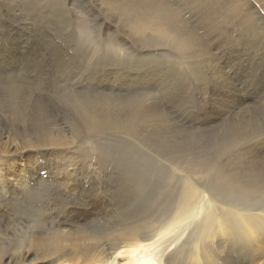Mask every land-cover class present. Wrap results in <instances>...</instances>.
Returning a JSON list of instances; mask_svg holds the SVG:
<instances>
[{
	"label": "rangeland",
	"instance_id": "1",
	"mask_svg": "<svg viewBox=\"0 0 264 264\" xmlns=\"http://www.w3.org/2000/svg\"><path fill=\"white\" fill-rule=\"evenodd\" d=\"M91 5V0H0V131L24 130L27 141L14 147L4 134L0 170L12 184L32 180L27 201L10 186L0 192V203L11 211L16 206L21 226L29 217L31 232L48 218L65 219L76 205L77 220L101 232L143 213L158 226L182 203L187 182L250 214L264 212V48L258 46L263 58L255 61L252 54L247 65L228 58L219 71L226 70V83L221 80L216 92L209 85L219 75L204 82L195 65L186 69L179 53L162 43L152 49L147 41L139 43L116 16ZM209 48L216 59L224 49L223 43ZM142 50L168 57L170 67L176 61L182 76L149 81L135 62ZM237 64L233 72L226 69ZM152 109L160 120L147 117ZM90 111L107 113L102 127H87ZM20 115L31 117L25 126ZM60 136L66 140L50 141ZM223 174L260 186L238 198ZM9 218L0 212V254L16 243ZM23 231L15 233L21 238ZM237 250L227 249L221 263L251 264L253 253L247 257Z\"/></svg>",
	"mask_w": 264,
	"mask_h": 264
},
{
	"label": "bare ground",
	"instance_id": "2",
	"mask_svg": "<svg viewBox=\"0 0 264 264\" xmlns=\"http://www.w3.org/2000/svg\"><path fill=\"white\" fill-rule=\"evenodd\" d=\"M255 1L261 6L260 9L250 0H91V6L98 3L97 8L116 16L122 28L129 29L131 37L139 43L147 41L149 45H153L151 49L161 46L162 43L167 45L170 51L179 53L181 58H178L187 66L186 69H191V66L195 65V72L200 75L194 74L201 77L204 82L211 77L209 75H219L220 79L214 77L217 81L212 79L209 85L210 90L217 92L220 81L222 80L224 84L227 80L226 70L224 73L219 71L221 67L224 71L223 63L228 58L232 60L231 63L239 62L247 65L252 54L256 56L255 61L257 57H262V49L260 50L258 46L264 48V45L262 46L264 40L260 39H264V0ZM57 8L59 10L58 6L52 9L51 17L56 16ZM58 22L64 20L59 19ZM199 29L205 31V36L204 31H201L203 34L199 31L204 37L197 32ZM219 43H223L224 49L217 50L218 59H216L212 54L214 49H210L209 45ZM148 51H139L138 60L136 59L135 62L146 69L141 68L143 73H146V77L151 79L149 81H169L167 77L183 74L180 64L176 65V61L172 62L173 65L170 63V67L166 63L168 57L164 58L161 54L157 56V52ZM160 52L162 53V50ZM240 65L237 64L232 68L226 65V69L233 72ZM13 85L14 88L15 83ZM172 90H178V86H174ZM89 113L91 114L88 115L87 121L89 129L93 130L97 126L99 128L104 125L101 121H106L107 113L103 115H95L94 111ZM157 114L158 112L152 109L147 117L160 120ZM142 116L144 115L140 117ZM30 118L25 115L18 117L22 126H25ZM112 122L110 120L109 124ZM24 133V130L18 131L15 128L0 131V142L6 134L4 139H8L15 147V143L27 142ZM65 137L63 136L64 140ZM63 139L60 136L57 139L51 138L50 141L61 143ZM251 158H256V154L251 155ZM222 179L230 185L232 191L237 192L235 193L238 198L250 193L252 195L253 191L256 193V185H259L238 182L234 174H223ZM16 181L12 184L0 170V192H7L10 186H15V191L24 195L27 201L30 195L29 183L32 180L23 177ZM181 202L174 215L166 218L158 226L150 224L153 220L151 215L143 213V216L138 218V215L134 214L137 215L136 219L134 217L126 221L117 219L118 222L105 228V232L89 227L87 221L79 222L76 208L78 205L72 207L65 219L51 221L48 218L42 221L44 224H40L38 231L31 232L29 217L23 218L21 226L17 221L20 220L18 217L20 214L16 206L13 205L11 211L7 205L0 203V212L3 215H10L6 223L7 227L13 230L16 239V243L12 244L6 253L0 254V264H220L225 259L223 254L227 249L228 251L238 249V254H246L247 257L253 253L254 257L251 261L247 260L251 264H257L259 259L262 261L264 212L263 215L258 212V215L253 211L255 209H249L255 213L250 214L236 205L232 206L231 203H222L214 197L212 191L209 192L208 188L189 182L185 184ZM42 209H46V206H42ZM28 211L29 206L26 203V213ZM73 214L75 215L72 216ZM196 222L198 224L195 226ZM193 226L195 231L191 232L190 228ZM8 228H5V231ZM22 228L24 231L21 232L20 238L15 232H19ZM2 234L0 226V238Z\"/></svg>",
	"mask_w": 264,
	"mask_h": 264
}]
</instances>
